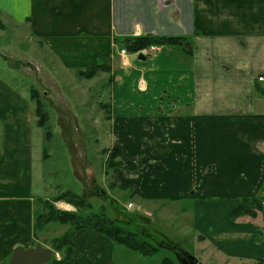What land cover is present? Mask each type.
I'll return each instance as SVG.
<instances>
[{"label": "crops", "instance_id": "crops-1", "mask_svg": "<svg viewBox=\"0 0 264 264\" xmlns=\"http://www.w3.org/2000/svg\"><path fill=\"white\" fill-rule=\"evenodd\" d=\"M0 15L15 30L29 31L52 83L76 75L70 86L87 91L77 92L81 114L64 110L69 121H59L75 125L82 116L99 136L92 154L72 155V165L81 167V194L112 189L109 172L116 189L130 190L140 206L185 200L182 209L192 207L193 227L217 264H264L262 215L230 218L242 198L264 195V81H258L264 77V0H0ZM137 35L189 37L193 54L171 48L151 50L145 59L122 54L117 40ZM97 64L107 69L78 77V70ZM105 85L111 101H92L90 89ZM54 93L44 91L50 110L61 105ZM34 115L30 98L0 87V263L15 247H33L39 200H48L38 181L51 153L44 159L39 153ZM112 147L135 169L113 165L102 154ZM105 241L110 247L99 233L80 229L73 261L50 264H94L96 244Z\"/></svg>", "mask_w": 264, "mask_h": 264}, {"label": "rangeland", "instance_id": "rangeland-1", "mask_svg": "<svg viewBox=\"0 0 264 264\" xmlns=\"http://www.w3.org/2000/svg\"><path fill=\"white\" fill-rule=\"evenodd\" d=\"M4 16L5 15H0V21L3 26V28L0 29V87L3 89L4 86H7L10 89H17L22 92L27 99L30 97V89L36 88L42 96L44 108L48 116L46 125L49 126V131L51 132L50 138L45 136L44 128L36 126L35 123L31 124V131L39 143V153H42L43 148L46 149V152L50 151L51 153V159L44 162L43 165H41V169H39V171L42 170L44 172V179L38 182L39 184L42 182L46 185V187L43 185L40 186L42 189L41 194H44L50 203L61 211L84 215L103 213L110 219H113L122 228L137 232L141 240L159 246L158 250L153 255L143 256L139 252L131 251L116 243H112L110 244L111 246L108 247L109 245L107 246L105 241V244H96L101 251L97 254V260L94 258L96 261L91 262L94 264H158L163 258H168L177 264H196L195 259L201 264H217V260H213L209 257V247H206L201 242L200 237L202 236L199 237L195 231L196 229L193 227L192 207L184 206L188 209H182V206L186 203L185 200L171 201L167 199L148 201L145 203V206H140L141 200L137 199V196L132 195L130 190L116 189L117 187L114 186L116 183L111 180L112 178L109 172H107L108 176H105V179L108 185L110 183L112 189H110L109 186H104L103 190L107 194L106 196L102 194H81L82 184L77 176V173H81V167L79 163L75 166L72 165V155L75 154V152H83L85 150L92 154L97 147V145H95L97 143L95 139L99 136L98 133L95 132L92 123H81L83 119L82 116H76L75 125H72V120L71 125L65 126L61 125L59 121L66 120L67 124L69 116L66 115L65 111L70 109H73L75 114H81L79 110H75L82 101V96L77 92L87 91L86 89H75L70 86L69 82L71 78L78 79L76 75H72V77L69 76V82L66 84H59V86H57L56 82L52 83V80H49L45 73L47 70L43 68L46 66V60L42 58L40 54L42 51L41 47L37 43H35V45L38 46H33V42L30 41L31 38H29L28 30L25 28H21L22 31L20 29L15 30L14 24L6 20V16ZM187 38L190 40L189 37ZM190 43L192 48V42L190 41ZM162 48H171L172 51L177 54H189V52L184 51L178 46L165 45L150 46L141 49L138 55L141 54L146 56L147 52L150 53L151 50ZM99 82V76L95 77L94 84L97 85ZM49 89L55 92L53 94L57 98L55 103L61 104L57 105L54 110H50L49 102L45 98L47 96H43L44 91L48 92ZM56 89H61L62 94L67 97L66 101L58 98ZM90 90L92 101L101 104H108L111 101V89H109L107 85L103 88L93 86ZM34 118L36 119L35 115ZM59 118H61V120H58ZM88 128H92L91 131L87 132ZM78 130L82 135H79ZM101 145L105 146L106 143L101 142ZM110 151V148L104 149L102 154L110 153ZM47 156L45 158H47ZM113 156L111 163L120 159L115 158L117 156L115 153ZM97 162L96 159V165ZM39 163H41V161H39ZM106 171L108 170L106 169ZM95 174L96 176L98 174L97 168ZM103 183L102 179L98 182L100 187L104 185ZM67 191L86 197L84 202L89 206H87V208L78 209L76 205L64 200H50L57 195H61L62 192ZM262 197L264 200V195H262ZM129 202H133V208H131L132 206H127ZM161 202L166 203V205H164L163 208H158L156 203ZM39 203V211L46 213L41 199ZM169 211L170 214L168 213ZM149 212L152 214V217H149L150 222H141L139 217ZM259 213L260 212L257 211L256 216L261 215V213ZM245 216L251 217L248 215ZM261 221L264 224L263 220ZM179 225H181L180 228ZM68 228L69 225H62L57 222L42 224L39 230L33 228V234L35 240H37L33 245L39 242L41 245L49 247L51 239L61 235ZM158 240H161V242L158 243ZM165 240L179 246L185 254L180 252L179 249L175 250V248L172 247L173 245L168 246V244L164 242ZM54 254L60 255V257L62 255L59 251H55ZM91 256L92 255H88V258ZM9 258H6L4 263L0 264H8ZM52 259L58 260L56 255H53Z\"/></svg>", "mask_w": 264, "mask_h": 264}, {"label": "trees", "instance_id": "trees-1", "mask_svg": "<svg viewBox=\"0 0 264 264\" xmlns=\"http://www.w3.org/2000/svg\"><path fill=\"white\" fill-rule=\"evenodd\" d=\"M2 22L0 21V29H2ZM119 45L124 48L129 53L139 52L141 49L150 47V46H165L173 45L178 46L186 52H189L192 55V48L190 40L184 36H165V35H137L124 37L117 40ZM107 68L103 64H97L86 69H81L77 71L79 78L89 79L93 77L99 70H106ZM30 100L34 105V114L36 116V124L38 127L45 129V136L50 138L51 132L49 131V126L46 125L48 119L47 113L44 108V103L42 101V96L36 88L30 89ZM43 96L45 97L44 93ZM105 152V151H104ZM116 154L117 157L120 155V150L117 147H112L109 154V160L114 157L113 154ZM43 158L47 156L46 149L42 150ZM116 158V157H115ZM116 166H123L124 168L133 167L135 169V164L121 158L118 161L112 163ZM63 193V194H62ZM61 195H57L50 200H64L68 203L76 205L78 209L84 207L87 208L85 204L86 197L82 195L73 193V192H62ZM102 194L105 192L102 190ZM262 196H251L242 198L239 203L232 209L230 212V218L232 220H237L241 216H251L255 218L257 211L261 213L262 219L264 222V206L262 205ZM43 204V211H39L35 217L33 228L41 229L42 224H47L49 222H57L59 224H67L69 228L64 231L61 235L56 236L51 239L50 248L55 252H61V261L63 262H72L75 254V243L74 235L80 229H89L96 233H99L112 243L122 245L131 251H136L142 254L143 256L153 255L159 248L158 245H154L145 240L139 238V234L135 231L127 230L119 226L113 219H110L103 213L95 214H78L61 211L54 207L49 200H41ZM161 240H158L160 243ZM168 246H172L175 250L179 249L180 252L185 254L179 246L167 242ZM165 243V244H166ZM158 264H177L174 261L163 258Z\"/></svg>", "mask_w": 264, "mask_h": 264}, {"label": "water", "instance_id": "water-1", "mask_svg": "<svg viewBox=\"0 0 264 264\" xmlns=\"http://www.w3.org/2000/svg\"><path fill=\"white\" fill-rule=\"evenodd\" d=\"M138 59H145L143 55H139ZM102 194V191H101ZM105 196V194H102ZM139 219L144 223H149L150 219L146 216H140ZM52 249L41 246L37 243L34 247L24 249L21 246L15 247L9 258V264H44L50 260ZM196 264H201L195 261Z\"/></svg>", "mask_w": 264, "mask_h": 264}, {"label": "built area", "instance_id": "built-area-1", "mask_svg": "<svg viewBox=\"0 0 264 264\" xmlns=\"http://www.w3.org/2000/svg\"><path fill=\"white\" fill-rule=\"evenodd\" d=\"M121 53H124V50H121ZM258 80H259V81H264V77H263V76H259V77H258ZM262 204H264V201H262ZM127 206L130 207V206H131V203H128Z\"/></svg>", "mask_w": 264, "mask_h": 264}, {"label": "flooded vegetation", "instance_id": "flooded-vegetation-1", "mask_svg": "<svg viewBox=\"0 0 264 264\" xmlns=\"http://www.w3.org/2000/svg\"><path fill=\"white\" fill-rule=\"evenodd\" d=\"M51 261H52V260H49V261H48L47 263H45V264H50V263H51Z\"/></svg>", "mask_w": 264, "mask_h": 264}]
</instances>
